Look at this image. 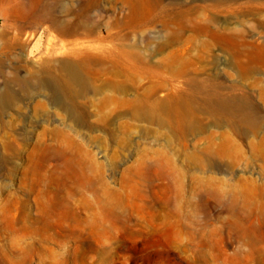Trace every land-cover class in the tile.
<instances>
[{
  "label": "rangeland",
  "instance_id": "374dc122",
  "mask_svg": "<svg viewBox=\"0 0 264 264\" xmlns=\"http://www.w3.org/2000/svg\"><path fill=\"white\" fill-rule=\"evenodd\" d=\"M33 1L0 0V48L4 43L14 44L17 36L21 40L0 54L8 77L15 70L29 78L49 65L57 69L58 61L75 60L72 50L98 54L100 50L91 45L140 53L154 63L177 52L188 58L182 63L186 72L173 80V71H166L159 96L169 93L172 83L187 88V79L196 71L203 82L215 78L236 93H250L255 103L264 105V71L243 76L220 46L221 39L193 28L194 24L228 28L240 33L241 41L262 44L264 0H40L35 7L50 9L56 21L50 17L38 25L18 12ZM216 1L217 8L212 9ZM83 5L84 15L79 19L77 10ZM79 20L82 27L65 35L64 23ZM182 23L187 29L180 41L158 50ZM12 25L25 29L20 33ZM5 79L0 73V87ZM16 98L17 105L8 106L0 119V159L7 161L0 166V264H264V236L246 235V225L231 220L209 196L206 183L210 176L230 180L232 188L221 185V189L241 194L245 191L241 179L264 186L263 162L254 159L249 147L255 137L245 142L228 123L208 115H202L204 128L198 134L184 138L174 137L167 127L123 118L121 122L134 124V136L127 143L123 126L114 139L108 132L114 126L101 125L107 124L106 115L114 102L102 110L100 94H91L88 100L77 98L79 108L74 115L54 103L46 90L30 97L18 91ZM86 101L90 120L99 124L93 129L75 118L84 111ZM141 128L153 132L142 135ZM211 132L227 133L246 155L233 174L208 171L194 163L193 146L208 147ZM60 133L81 145L78 153L71 148V156L85 166L91 184L80 186L70 180L67 187L75 191L64 192V202L52 206L50 197L57 186L45 179L50 172L44 162H36L40 157L36 151L41 143L51 147L64 143ZM7 145L20 148L21 154L15 155ZM163 161L184 171L183 184L174 182L167 188L152 168H146L145 163ZM60 163L54 160L47 166L52 169ZM257 225L264 228V221Z\"/></svg>",
  "mask_w": 264,
  "mask_h": 264
},
{
  "label": "bare ground",
  "instance_id": "6f19581e",
  "mask_svg": "<svg viewBox=\"0 0 264 264\" xmlns=\"http://www.w3.org/2000/svg\"><path fill=\"white\" fill-rule=\"evenodd\" d=\"M39 2L40 0H34L32 5L23 4L18 11L23 18L33 19L34 25L48 21L52 16L50 9L43 10L35 7ZM218 3V1L214 2L212 9L217 8ZM77 14L81 19L84 15V5L77 10ZM177 15L178 17L182 16L180 13ZM51 18L54 23L56 20ZM82 25L81 20L76 23H64L63 32L68 35L69 30L80 28ZM12 26L20 30V33L25 29L24 26ZM193 28L213 38L221 39L220 46L230 54L232 62L243 76L249 77L264 71V43L254 44L241 41L238 38H241L242 35L228 28H211L204 24L199 26L194 24ZM186 29V25L180 24L177 31L170 35L165 43L158 45V50L162 51L171 42L180 41L181 33ZM5 35L3 33V36ZM20 44V37L17 36L14 39V44L4 43L0 48V54L5 50L12 49L14 45ZM90 47L100 50L99 53L92 55L72 50L70 53L75 60L69 57L65 58L58 61L57 69L49 65L48 69L39 71L36 76L29 78L21 77L18 70L14 71L13 76L8 77L3 69V61L0 60V73L6 78L0 87V119L5 116L8 106L17 105L16 94L18 91L30 97L42 90L48 91L51 100L61 105L72 115L79 108L76 101L79 97L88 100L91 94L102 95L100 103L102 110H106L110 101L114 102V107L106 115L109 119L107 124L101 125L104 128L105 125L114 126L108 131L114 139L119 136L120 128L123 126L127 143L133 135L134 124L131 123L132 121L121 122L123 118L140 122L147 121L157 124L161 128L167 127L172 131L174 137L184 138L190 133L198 134L204 128L202 115H208L214 121L228 123L232 131L245 142L250 137L257 139L255 142L249 143V147L254 159L263 162L262 172L264 174V105L255 103L250 93H236L235 88L228 87L215 78H211L209 83L203 82L198 78V72L193 71L195 75L187 79V88H181L177 83H172L171 91L159 96V91L165 88L166 71H173V80L178 79L186 72L182 63L184 64L188 58L184 54L172 52L166 61L154 63L152 59H146L140 53L115 47L102 49L94 45ZM213 59L214 61L218 60L217 56H213ZM93 65L99 67L93 68ZM187 72L191 73L190 70ZM58 73H62V75ZM140 76H144L149 81H142ZM15 87H18L19 90ZM261 94L264 99V86L261 87ZM88 105L89 102L86 101L84 111L75 118L78 124H84L93 129L99 124L90 120L91 112L87 109ZM140 132L142 135H149L153 131L141 128ZM60 134L64 143L56 147L41 143L37 147L38 152L36 151L37 154H40L36 162H44V168L50 172L45 176V179L51 185L57 186L54 194L50 197L52 206L64 202L66 198L61 196L64 192L73 193L75 191L73 188L67 187L70 180L80 186L91 184V178L86 173L85 166L83 168L81 162L71 156V148H75L78 153L82 151L81 145L66 134ZM208 141L209 146L206 148L193 146L192 159L194 163L208 171L233 174L238 163L246 156L240 145L225 132L209 133ZM6 147L12 149L15 155L21 154L18 147L15 148L12 145ZM186 147L187 145L184 144L183 149ZM54 160L61 163L50 169L47 164ZM6 163L5 158L0 159V166H4ZM145 164L146 168L154 170L156 178L163 181L167 188L174 182L184 183V171L180 168L170 167L169 161H163L160 164ZM175 173L179 176H175ZM147 179L150 180V178ZM241 182L245 188L242 194L232 191L230 180L225 181L216 176H210L206 182L210 188L208 194L227 212L231 220L236 224L246 225V235L250 232H258L264 236V228L257 225L264 221V186L253 180L246 181V178L241 179ZM221 185H229L231 188L222 190ZM241 197L244 199L242 200Z\"/></svg>",
  "mask_w": 264,
  "mask_h": 264
}]
</instances>
